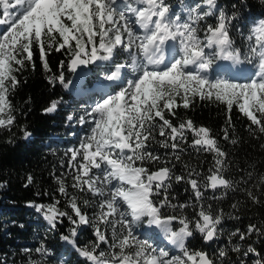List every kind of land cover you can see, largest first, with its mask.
<instances>
[{"label":"snow or ice","instance_id":"1","mask_svg":"<svg viewBox=\"0 0 264 264\" xmlns=\"http://www.w3.org/2000/svg\"><path fill=\"white\" fill-rule=\"evenodd\" d=\"M259 2V13L252 15L247 0H238L230 12L218 0L181 3L175 12L169 0H0V128L10 130L15 123L10 97L21 83L19 73L29 65L35 68L37 51L46 71L51 53L66 57L59 74L49 77L50 83L65 88L73 83L65 80V67L77 73L81 66L107 65L102 74L106 84L95 90L102 94L82 106L78 118L75 112L66 116L69 125L88 126L89 131L64 153L61 167L66 164L68 172L55 177L64 205L56 196L49 203L27 204L48 231L68 222L66 234L60 235L65 247L50 248L41 239L34 250L23 249L27 264H264V248L242 243L253 235L264 238V224L236 228L212 252L191 244L197 234L206 244L224 235L223 211L214 213L202 201L206 190L224 189L227 195L234 188L226 175L230 154L208 127L190 118L179 123L169 118L199 100L225 107V141L230 139L233 109L250 122V132L264 134V0ZM209 17L215 22L208 23ZM234 33L241 38L239 47ZM217 61H246L252 71L243 80L212 78L209 69ZM60 103L51 101L43 113H54ZM20 130L24 139L32 135L23 126ZM156 145L170 153L161 155ZM186 148L212 155L207 175L195 169L175 174ZM65 175L71 176L72 189L91 197L83 204L97 207L95 213L90 215L78 196L69 194ZM240 175L245 187L237 190L253 204L262 203L256 193L264 192V176L249 188L252 172L246 179L243 170ZM173 180L190 186L195 203L173 202ZM32 181L29 175L25 187ZM189 206L192 216L183 214ZM237 207L232 204L233 210ZM84 228L92 229L93 240L79 239ZM152 234L167 243L157 244ZM35 254L40 258H32ZM0 264L7 260L0 259Z\"/></svg>","mask_w":264,"mask_h":264},{"label":"trees","instance_id":"2","mask_svg":"<svg viewBox=\"0 0 264 264\" xmlns=\"http://www.w3.org/2000/svg\"><path fill=\"white\" fill-rule=\"evenodd\" d=\"M186 1L188 0H169L172 5L186 3ZM198 2L200 0H194V4ZM247 2L252 6V15H257L262 7L259 0H247ZM235 3H238V0H218V5L225 7L229 12ZM214 22L215 18L209 17L208 23ZM202 26L206 25L202 24ZM232 38L239 47L241 39L239 34L234 33ZM64 59L66 57L62 53H51L48 56L49 70L46 71L37 51L35 68L29 65L19 73L18 78L21 83L10 97L13 115L16 117L15 123L10 130L0 128V184H3L0 187V259H6L7 264H27L28 257L23 249L34 250L39 246L41 239L45 240L50 248L56 247L62 251L65 247L60 240V235L61 233L66 234L69 227L68 222L65 221L62 226L58 225L55 232L48 231V225L42 217L27 206L29 201L49 203L52 196L61 200V206L64 205L65 197L57 192L55 177L68 172L66 164L61 167L64 153L68 148L77 146L80 139L89 131L88 126H80L76 123L69 125L66 121V115L71 112H75L77 118L82 114L83 105L81 104L84 100L73 102L72 96L63 89L61 84L49 82V77L59 74V64ZM88 67L87 81L89 84L97 74L107 69L106 64H93ZM64 73L65 80H68L72 72L65 67ZM53 100H62V103L58 105L54 113L44 114L42 110ZM231 117L229 141L223 139V129L227 125L223 105L201 103L197 100L191 109H177L176 116L169 117L174 123L190 118L197 126L208 127L222 148L230 154L226 175L234 181V188L227 190V195H224L226 191L224 189L206 190L202 201L205 206L211 204L214 213L223 211L225 220L221 227L224 229V235L207 244L200 239L199 234L191 241L195 247L209 252L224 246L227 242V234L236 228L244 231L250 223L264 224V192L257 189L256 194L261 196L262 203L253 204L243 191L237 190L245 187L241 183L242 170L245 179L249 172L253 174L252 183L247 185L249 188L258 185L260 176H264V148L261 147L264 145V134L250 132V122L237 110L233 109ZM22 126L32 133L28 139L23 138L20 130ZM187 135L188 144H190L193 137L191 133ZM10 138H13L12 143L7 142ZM157 138H159L158 135ZM232 139L237 141L235 146L230 142ZM155 148L161 155L165 152L170 153V150L160 149L158 145ZM185 165H188L187 170ZM211 165L212 155L210 153L186 148L181 153L180 162L175 163V174H186L188 170L195 169L207 175ZM29 175L33 177V181L25 187ZM63 178L68 186L69 194H76L81 206L90 215L95 213L98 210L97 207L83 204L84 199L90 200L91 197L77 193L71 188L70 175H65ZM172 184L170 195L175 197L174 203H189L190 205L195 203L189 185L184 182L177 184L174 180ZM214 197L222 198L214 199ZM234 203L238 204L236 210L232 209ZM165 211L172 212L171 209ZM179 212L180 210H177V214ZM183 214L192 216L194 209L189 206ZM233 216L239 219H233ZM79 239L82 242L93 240L92 229L84 228L80 232ZM242 243L244 247H247V243H253L258 250L264 248V238H257L255 235L248 242ZM32 258L39 259L40 257L39 254H35Z\"/></svg>","mask_w":264,"mask_h":264},{"label":"rangeland","instance_id":"3","mask_svg":"<svg viewBox=\"0 0 264 264\" xmlns=\"http://www.w3.org/2000/svg\"><path fill=\"white\" fill-rule=\"evenodd\" d=\"M183 4L184 5H187V6H192V5H194V0H188V1H186V3H183ZM180 5H181V3H175L173 5L174 6V12L175 11H180ZM216 67H215V65H213L212 68L209 69V73L208 74L212 78H215L218 75H226V76H228L230 78H235V79L243 80L244 78H246L247 76H249L251 74V71H252L251 65H249L248 67L251 69L249 75H244L243 73L245 72V70H243L244 72H241L237 76H233L232 77V76L229 75V72H226L225 70L221 71V69H219V67H218V64L216 65ZM241 67L245 69L244 66H241ZM82 76H79V77H82ZM71 77H69L70 80H71ZM100 81H101V79H97L93 84H98ZM96 87L97 86L95 85L94 89ZM63 89L72 96L71 100L73 102H77L78 100H84V103L81 104V105H83V107H86L87 104L90 103L91 99H95L96 96L101 95V93L95 92L96 89L93 90V87L90 86V85H88L87 83L86 84H81V79L80 78L79 79L76 78V81H74V84L73 85L70 84L68 88H65L63 86ZM104 91H107V88H105ZM81 92H82V94H81ZM33 210L35 211V209H33ZM152 235H153V239L156 240V238L158 236L157 235H154V234H152ZM155 236H156V238H155ZM156 243L157 244H160L159 241L156 242ZM164 244L165 243L162 241L161 246H163Z\"/></svg>","mask_w":264,"mask_h":264},{"label":"bare ground","instance_id":"4","mask_svg":"<svg viewBox=\"0 0 264 264\" xmlns=\"http://www.w3.org/2000/svg\"><path fill=\"white\" fill-rule=\"evenodd\" d=\"M223 63V64H222ZM221 64L223 65V66H226L227 68H229L232 72H234L235 74H237L239 71H241V70H245L246 71V69H244V68H242L241 66H244L245 67V65H244V62H242V63H234V62H232V61H221ZM218 67H219V69H221V71H223V70H225V69H222L221 68V65L220 64H218ZM86 67L84 68V69H82L81 71H79V72H77V73H72V77H71V80L73 81V83L71 84V85H73L74 84V81H76V78L77 77H79V76H82V75H84L85 74V72H86ZM105 83L104 82H101L100 84H98V85H100L101 87H103V85H104ZM97 88V87H96ZM95 88V89H96ZM94 89V87H93V90H95ZM95 92H97V91H95ZM99 93H101L102 94V92H99ZM81 94H82V92H81ZM155 238H156V236H155ZM160 242L161 241V236H158L157 238H156V242Z\"/></svg>","mask_w":264,"mask_h":264},{"label":"water","instance_id":"5","mask_svg":"<svg viewBox=\"0 0 264 264\" xmlns=\"http://www.w3.org/2000/svg\"><path fill=\"white\" fill-rule=\"evenodd\" d=\"M85 66H81L77 72L81 71L82 69H84Z\"/></svg>","mask_w":264,"mask_h":264}]
</instances>
